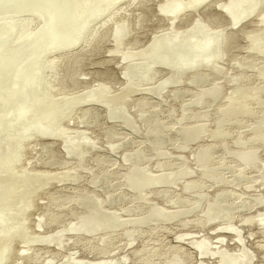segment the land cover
Here are the masks:
<instances>
[{
  "label": "bare ground",
  "instance_id": "6f19581e",
  "mask_svg": "<svg viewBox=\"0 0 264 264\" xmlns=\"http://www.w3.org/2000/svg\"><path fill=\"white\" fill-rule=\"evenodd\" d=\"M13 1L0 0V106L17 99L0 128V264H264V0H166L167 31L140 51L131 10L111 11L123 0ZM214 3L228 19L199 7ZM108 30L123 87L65 91ZM240 35L247 51L231 54Z\"/></svg>",
  "mask_w": 264,
  "mask_h": 264
},
{
  "label": "rangeland",
  "instance_id": "374dc122",
  "mask_svg": "<svg viewBox=\"0 0 264 264\" xmlns=\"http://www.w3.org/2000/svg\"><path fill=\"white\" fill-rule=\"evenodd\" d=\"M2 1V0H1ZM3 1H7L8 0H3ZM15 1H18V0H14L13 2L15 3ZM22 1V0H20ZM25 1V0H23ZM35 1V0H34ZM128 0H123L122 2H118L114 8L111 9L112 13L116 12L118 9L120 8H123V10L127 9V10H131L130 11H127L128 14L131 13V18H132V22L134 23L133 24V28H134V32L137 33L136 37L138 38V42L136 43L135 47H136V51H140V50H144L146 48H148L151 43L153 42V40L155 39V36L156 35H161L163 32L167 31V22L166 21H162L160 18L164 17V14L162 11H160L161 9V5L163 4H166L165 1L166 0H148L146 2H141L140 4H132L129 6V8H127V6L123 3H126ZM219 1V3H223L225 2V0H217ZM16 3H20L19 1L16 2ZM121 3V4H120ZM119 4V5H118ZM125 5V7L123 6ZM137 5V6H136ZM214 5H216L215 3L210 5L208 8L206 7H202V6H199L202 10L201 11H207V12H210V13H215V12H223L225 20L228 19V17L225 15L226 13L223 11V9H220L218 8L217 6L214 7ZM118 6V7H117ZM132 6V7H131ZM78 5L75 6V9H77ZM117 7V10L115 9ZM131 7V8H130ZM139 9V10H138ZM199 9V8H198ZM209 9V10H207ZM116 10V11H115ZM121 10L123 13H126V11L124 10ZM111 11H108V12H111ZM121 11H119L120 13L119 14H123L121 13ZM140 11H143V23L141 25H137L135 24V21H136V16L140 13ZM191 15H190V18L186 21V22H181L180 25H178L179 28L181 29H185V28H188L190 23L194 22L196 23V21H198V17L202 14H199L198 11L195 9V10H191ZM258 11H256V15H257ZM83 13L81 12V10L78 12L77 15H71L68 19H66L65 21H63L64 23H66L67 21H69L70 19L71 20H75V17L78 18V16L80 17V15H82ZM107 15V13H106ZM255 15V14H254ZM252 16V20L253 21H256L257 20V17L255 16ZM105 16V13L103 15V18ZM102 18V17H101ZM100 17L94 22L97 23L99 22L101 19ZM106 19V17H105ZM251 20V21H252ZM222 22V21H221ZM113 21L109 22V25L108 27H112L113 25ZM213 25L215 27H220L222 25V23H213ZM61 26V25H60ZM110 29V28H108ZM105 35V36H104ZM111 32L109 34V30L106 31V33H104L103 35H101L100 39H101V43L98 44V46L96 45V47H94L95 45L92 46V48L90 49L91 52H89L85 57H80V60L76 61V62H70V64L67 66V74L66 75H70V73H73V75L71 77H73L74 79L72 80H75V81H72L71 78H69L68 76L66 78H69L66 79L65 78V82L67 83V85H65L67 88L65 89V91H72L74 92H79V94L83 93L84 91H89L90 88H93L97 85H100L101 84V80H106V83H110L108 84L110 86V92L112 93H118L119 89H121L123 87V85H121V79L123 80L124 77H123V71L121 69V63L123 62V59L121 58V55L118 54V53H110L108 50L110 49V47L112 48L113 47V41H112V38H111ZM104 36V37H103ZM99 39V40H100ZM248 40L245 38V37H242V35L238 36L235 38V40H233V44L231 45L232 48L231 49V54H234V53H239V55L241 54H244V52H246L247 50L243 49V47L246 45V42ZM209 41H207V44H208ZM95 44V43H94ZM79 46V45H78ZM139 47V48H138ZM240 47V48H239ZM123 47H119V49H121ZM120 51V50H119ZM234 52V53H233ZM208 55V54H206ZM230 55V53H229ZM27 57V56H26ZM206 60L210 61V59L212 58L211 56H205ZM107 59V61H106ZM229 59V60H228ZM231 59V55L230 57H226V59H224V63L225 64H228V67H229V64L231 65L232 64V61L230 60ZM110 60V61H109ZM227 60V62H226ZM31 61V58H29L24 64H23V68L25 66H27ZM229 62V63H228ZM21 64V63H20ZM22 65V64H21ZM105 74L108 75V77H106V75H102V74ZM86 75V76H84ZM105 76V77H104ZM160 76V77H159ZM86 77L87 79V83H81V79ZM104 78V79H103ZM109 78V80H108ZM161 78V75L158 74L156 76V79H158V83L156 86L162 84L163 80L160 79ZM76 79H79V80H76ZM104 80V81H105ZM162 80V81H161ZM73 83V84H71ZM76 85H75V84ZM74 87H73V86ZM71 86V87H70ZM70 88V89H69ZM74 89V90H73ZM118 89V91L116 92V90ZM138 97V96H137ZM2 100V99H1ZM13 102V104H12ZM8 104H10L8 106ZM6 105H1L0 106V128L3 124L2 120H3V115H6L8 113H10V108H11V105H16L17 104V99L16 97L13 98L10 103H8ZM6 112V113H5ZM4 113V114H3ZM11 115V114H10ZM28 118V117H27ZM26 118V119H27ZM22 119V120H21ZM19 119V121H16L17 124H24L27 120L24 119V118H21ZM29 120L31 118H28ZM24 122V123H23ZM68 122V119H64L63 123H67ZM107 122L109 123V120H107ZM68 126L70 127H75L77 129H81V125L78 124H75V120L71 121V122H68L67 123ZM77 126V127H76ZM94 131H96L97 133V130L95 129ZM0 135L2 134V129H0ZM99 132H103L102 129L100 130L99 129ZM39 134V138L41 140H44V142L46 141H52L54 139H56V136L55 135H52V134H49V135H41ZM20 135H15L14 137H11V139H8L7 137L4 138V136H1V139H5L8 143V146L7 147H12L13 145L17 144V140H19ZM55 136V138H54ZM22 137V136H21ZM53 138V139H52ZM106 138V137H105ZM105 138L103 137L102 140H105ZM58 139V137H57ZM16 140V141H14ZM107 140V139H106ZM11 141V142H9ZM72 141H67V143L65 141H61L60 142V145H54V147L56 149L60 148V150L62 151L63 154H65V156H68V154H71L70 152V149H72L73 145H70ZM104 142V141H103ZM14 143V144H13ZM66 143V144H65ZM72 144V143H71ZM104 146H108L107 144H104ZM145 146H147V144H145ZM150 146V145H149ZM58 147V148H57ZM71 147V148H70ZM2 148V147H0ZM34 149H38L37 146L34 147ZM0 152L3 153L2 150H0ZM102 152V151H101ZM2 153H0V155H2ZM186 155H189L190 153V149H188L187 151H185ZM178 154V153H177ZM29 156H31L32 158V162H35L36 165L35 167H40V164L39 162L37 161V152L35 151H32L31 154H29ZM63 169H59L58 166H55L53 167V171L52 173L53 174H56L60 171H62ZM85 186H87V184L85 183L84 184ZM7 186V183L6 182H2L0 188H5ZM81 187V186H80ZM3 190V189H2ZM46 196H42V199H40L38 201L39 204H43V203H46L47 202V199L45 198ZM164 202L163 199L160 200V204ZM32 218L34 219H37V214L38 212H32ZM180 228H177V229H173L172 232H169L167 234H165V236H160L161 238L163 237V239H165L166 241H171L173 239H175L176 235H174V233H176ZM192 230H195L192 229ZM135 245V244H134ZM67 249H65L64 253H70V252H73L74 250H72L74 247H72L71 245H68L66 247ZM68 248H71L70 250ZM75 250H79L78 248H76ZM116 259H118V257H114L113 258V261L116 262ZM48 261V259H45V262ZM45 264V263H44Z\"/></svg>",
  "mask_w": 264,
  "mask_h": 264
}]
</instances>
